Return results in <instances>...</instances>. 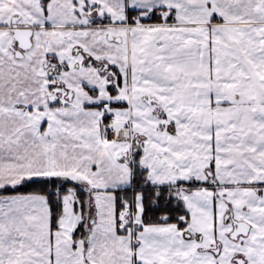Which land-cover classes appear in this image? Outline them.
Returning <instances> with one entry per match:
<instances>
[{
    "label": "snow or ice",
    "instance_id": "1",
    "mask_svg": "<svg viewBox=\"0 0 264 264\" xmlns=\"http://www.w3.org/2000/svg\"><path fill=\"white\" fill-rule=\"evenodd\" d=\"M0 264H264V0H0Z\"/></svg>",
    "mask_w": 264,
    "mask_h": 264
}]
</instances>
